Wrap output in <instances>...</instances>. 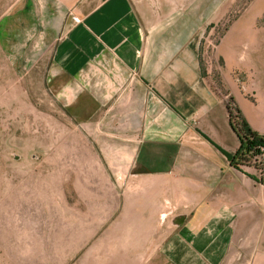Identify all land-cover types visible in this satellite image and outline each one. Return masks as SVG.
Wrapping results in <instances>:
<instances>
[{
  "label": "crops",
  "instance_id": "0c3cea01",
  "mask_svg": "<svg viewBox=\"0 0 264 264\" xmlns=\"http://www.w3.org/2000/svg\"><path fill=\"white\" fill-rule=\"evenodd\" d=\"M25 3L17 40L26 70L77 119L114 138L106 145L117 170L111 196L135 202L120 216L138 248L153 250L148 263L160 255L168 264H227L242 247L255 250L247 264H264V160L231 165L227 154L240 142L229 99L264 132L202 65L201 42L226 22L225 0Z\"/></svg>",
  "mask_w": 264,
  "mask_h": 264
},
{
  "label": "rangeland",
  "instance_id": "374dc122",
  "mask_svg": "<svg viewBox=\"0 0 264 264\" xmlns=\"http://www.w3.org/2000/svg\"><path fill=\"white\" fill-rule=\"evenodd\" d=\"M25 2L0 0V264H149L153 250L138 248L120 216L135 202L111 196L117 170L106 145L114 138L26 70L17 40ZM227 7L226 22L201 42L202 62L264 132V0ZM254 251L233 249L227 264H247ZM154 264L168 263L158 255Z\"/></svg>",
  "mask_w": 264,
  "mask_h": 264
},
{
  "label": "trees",
  "instance_id": "16d2710c",
  "mask_svg": "<svg viewBox=\"0 0 264 264\" xmlns=\"http://www.w3.org/2000/svg\"><path fill=\"white\" fill-rule=\"evenodd\" d=\"M202 65H204L203 62ZM217 86L224 95H228L221 82H217ZM226 110L230 127L240 142L238 152L235 155L227 154V157L230 160L231 165L239 170L241 167L248 166L251 153L254 155L262 154V149L264 148V135H260L251 129L247 121L244 119L240 109L236 106L233 98L229 99Z\"/></svg>",
  "mask_w": 264,
  "mask_h": 264
},
{
  "label": "built area",
  "instance_id": "2783aa9c",
  "mask_svg": "<svg viewBox=\"0 0 264 264\" xmlns=\"http://www.w3.org/2000/svg\"><path fill=\"white\" fill-rule=\"evenodd\" d=\"M249 160H250V164L259 166L264 160V148L262 149V154L254 155L253 153H251V155L249 156Z\"/></svg>",
  "mask_w": 264,
  "mask_h": 264
}]
</instances>
